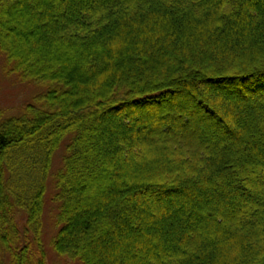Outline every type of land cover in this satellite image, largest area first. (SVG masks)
Listing matches in <instances>:
<instances>
[{
  "label": "trees",
  "instance_id": "trees-1",
  "mask_svg": "<svg viewBox=\"0 0 264 264\" xmlns=\"http://www.w3.org/2000/svg\"><path fill=\"white\" fill-rule=\"evenodd\" d=\"M0 54L47 87L0 108V264H48L64 143L59 256L264 264V0H0Z\"/></svg>",
  "mask_w": 264,
  "mask_h": 264
},
{
  "label": "rangeland",
  "instance_id": "rangeland-1",
  "mask_svg": "<svg viewBox=\"0 0 264 264\" xmlns=\"http://www.w3.org/2000/svg\"><path fill=\"white\" fill-rule=\"evenodd\" d=\"M25 27V26H24ZM20 26L18 28L19 32L23 34L26 31V28ZM31 48L36 49L38 45L30 41ZM28 44V43H27ZM29 45V44H28ZM41 55V52L34 53V60H37ZM43 57V56H42ZM75 61V60H74ZM64 62V61H63ZM76 62V61H75ZM75 62H71L68 65H72ZM47 92V87L40 82L34 80H22L15 73H8V69L6 68V56L5 54H0V108L5 110L8 115L9 114H19L21 109L26 104H37L38 98L44 95ZM229 97H232L229 95ZM233 98H228L227 101L231 103H235L237 101L232 100ZM239 104V103H237ZM238 111V109H236ZM241 119L238 120V125L242 128L244 126H248V121L250 120H260L261 116L257 118V116L252 114L250 111H240ZM261 121V120H260ZM202 122V126H203ZM199 122L194 123V125L187 127L186 129L179 130V132L184 133L186 136H189V132L197 127ZM205 125H209L208 122ZM210 126V125H209ZM208 126V127H209ZM136 127V126H135ZM244 136V134H243ZM199 139V138H198ZM233 141V140H231ZM236 148L235 143L233 144L231 151ZM237 150V148H236ZM65 154V143L61 146L59 150L56 151L53 158V165L51 169V175L48 178L47 183V191L45 193V205L43 209V220H42V244L46 251L48 264H82L81 262L70 260L66 257L59 256L52 246L53 238L59 230V225L57 223V215L59 212V203L55 199L56 189L54 186V177L53 175L59 170L62 166L63 156ZM248 156V155H246ZM244 159L243 157H241ZM241 158L238 160L240 161ZM234 164V163H233ZM235 166V164H234ZM200 195H197L196 200H199ZM202 197V195H201ZM205 198V197H204ZM165 199V198H164ZM166 200V199H165ZM164 200V201H165ZM190 202V201H189ZM191 204V202H190ZM23 222H25V218H23ZM35 246V244H34Z\"/></svg>",
  "mask_w": 264,
  "mask_h": 264
}]
</instances>
